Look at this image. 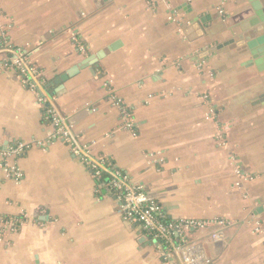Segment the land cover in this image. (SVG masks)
<instances>
[{
	"label": "crops",
	"instance_id": "crops-1",
	"mask_svg": "<svg viewBox=\"0 0 264 264\" xmlns=\"http://www.w3.org/2000/svg\"><path fill=\"white\" fill-rule=\"evenodd\" d=\"M252 15L247 0H0V39L44 74L79 140L167 220L227 223L184 235L207 264H264V61L245 66L236 39ZM52 131L1 67L0 148L27 150L18 182L0 170V216L25 220L0 236V264H162Z\"/></svg>",
	"mask_w": 264,
	"mask_h": 264
},
{
	"label": "built area",
	"instance_id": "built-area-1",
	"mask_svg": "<svg viewBox=\"0 0 264 264\" xmlns=\"http://www.w3.org/2000/svg\"><path fill=\"white\" fill-rule=\"evenodd\" d=\"M1 67L11 68L20 78L22 85L35 94L38 104L45 109V114L53 127L49 137L65 143L95 178H105L108 190L116 195L125 218L140 225L162 250V264H207L200 245L186 244L183 240L184 235L191 230L224 227L227 223L202 220L167 221L149 194L135 185L124 172L93 155L89 145L79 140L77 134L71 131L58 113L55 98L47 90L44 74L30 63L22 50L0 39ZM130 126L128 124L126 127ZM26 150L27 147L19 142L5 149L0 148V170L8 172L10 178L17 182L21 179L22 173L16 164V158L21 157ZM11 158L14 160L13 164L10 163ZM24 223L23 218L0 216V236L6 231L15 233ZM219 235L214 231L211 238L218 240Z\"/></svg>",
	"mask_w": 264,
	"mask_h": 264
},
{
	"label": "water",
	"instance_id": "water-1",
	"mask_svg": "<svg viewBox=\"0 0 264 264\" xmlns=\"http://www.w3.org/2000/svg\"><path fill=\"white\" fill-rule=\"evenodd\" d=\"M252 10L253 15L249 20L242 23L239 27V32L241 34H246L245 36L239 35L236 39L238 41V47H244L241 54H249L252 60H249L245 66L257 65L264 61V33L258 34L264 31V0H247ZM199 24L201 25L204 20L199 19ZM235 34V33H234ZM233 42H225L218 45L216 48L210 50L209 53H213L216 50H220L223 47H227ZM207 53H204L202 58H205ZM66 76H61L56 83L64 81ZM59 110V109H58ZM61 117L66 121V118L61 114Z\"/></svg>",
	"mask_w": 264,
	"mask_h": 264
},
{
	"label": "trees",
	"instance_id": "trees-1",
	"mask_svg": "<svg viewBox=\"0 0 264 264\" xmlns=\"http://www.w3.org/2000/svg\"><path fill=\"white\" fill-rule=\"evenodd\" d=\"M99 180H100L101 182H105V181H106L104 177L99 178ZM166 220H167V219H166ZM167 221H168V220H167Z\"/></svg>",
	"mask_w": 264,
	"mask_h": 264
}]
</instances>
